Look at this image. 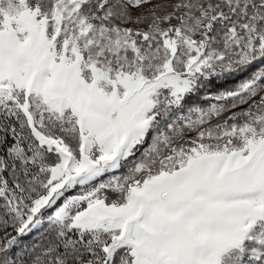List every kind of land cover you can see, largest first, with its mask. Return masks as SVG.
<instances>
[{
  "label": "snow or ice",
  "instance_id": "1",
  "mask_svg": "<svg viewBox=\"0 0 264 264\" xmlns=\"http://www.w3.org/2000/svg\"><path fill=\"white\" fill-rule=\"evenodd\" d=\"M0 264H264V0H0Z\"/></svg>",
  "mask_w": 264,
  "mask_h": 264
}]
</instances>
